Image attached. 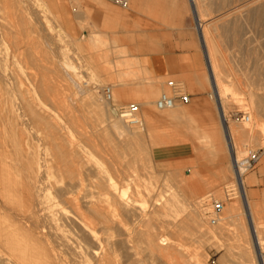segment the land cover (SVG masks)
I'll list each match as a JSON object with an SVG mask.
<instances>
[{
    "label": "bare ground",
    "instance_id": "6f19581e",
    "mask_svg": "<svg viewBox=\"0 0 264 264\" xmlns=\"http://www.w3.org/2000/svg\"><path fill=\"white\" fill-rule=\"evenodd\" d=\"M37 1L39 2L0 0V11L3 12V15L0 14V97L6 94L5 101L9 99L8 93L4 92V87H7L13 89L14 99L17 100L16 111L12 115L10 125L15 137L11 143L14 151L2 155L0 159V264H179V259L183 261L182 264H209L203 252L197 250L198 247L191 256L186 252L184 244L179 243L183 225L180 220L177 221L174 212L178 211H174L175 204L169 203L176 202L180 192L175 190L171 198H167L164 204L160 203V197H155L152 172L147 175L148 177L133 174L137 172L140 162L143 163L142 166L148 162L147 157H143L142 142L140 143L133 133L139 127L142 130L143 119L138 114L135 123L126 121L120 115L118 119L112 120L107 109L97 104L95 100L97 82L108 72L106 61L95 67L87 66L85 62L84 67L79 63L81 57L77 56L74 61V55L72 60L69 52L67 53L66 45L56 42L68 34L59 24L60 21L51 24L50 20H46L47 16L42 14L48 9L46 1L41 0L43 6L40 2L39 6ZM258 1L246 0L244 6L234 12L233 16L241 14L248 8L251 9ZM190 2L194 8L201 43L208 57V69L213 81L210 97L215 99L220 109L225 140L232 155L233 165V154L238 160L241 159L238 156L240 149L236 133L240 132L239 135L244 139L251 138L250 131L246 126H239L237 129L236 125H229L227 120L232 151L223 117L227 119L225 112L227 104L232 100L238 101L237 95L243 92L237 90V81L229 80L230 73L222 63L224 60L220 61L217 56L219 49L215 38L207 31L204 21H201V15L206 10L205 3L202 0ZM230 15L232 14H228ZM258 16L264 17V11H259ZM42 17L46 18L43 20ZM217 30L218 28L214 31L219 38L222 31L219 34ZM105 34L102 30H95L90 34L92 36L89 38V48L104 47L108 51L106 53L108 56L119 54L118 57L122 58L126 55L125 49L119 50L115 40L106 43ZM7 35L11 37L15 48L10 54L6 52L7 50L5 53L4 50L7 48L3 47ZM57 36L59 39H55ZM22 37H28L30 50H22L21 53L18 50L20 47L17 46L21 43ZM41 44L44 46L41 47L39 54L35 49L39 50ZM123 59L124 57L121 59L122 62L113 61L116 66L122 65V69L117 70V81L122 84L125 79L130 78L137 82V85L151 82L147 75L141 74V69L130 72L129 69L128 71L123 69V65H128ZM21 62L28 65V69L26 67L27 70L20 72L16 67ZM133 63L131 60L130 64ZM45 69L48 72H45ZM262 80L264 81V78ZM65 89L67 92L70 91L69 95L68 93L64 95ZM73 89L83 92L85 99L83 98L82 102L79 99L77 104L83 103L81 104L83 111L93 115L87 119L90 130L82 127L74 116L54 117L47 109L48 101L59 95L63 97L60 99L61 102L67 104ZM247 95L255 109L253 117H264L263 97L251 90ZM102 99L103 103H112L106 101L103 96ZM73 101L76 99L70 102L74 103ZM71 103H68L71 108L77 106L76 102L74 106ZM178 105L181 104L177 103L169 109H158L156 105L155 107L158 110H170ZM244 120L250 122V116L247 115V119ZM253 122V125L257 124V121ZM259 126L264 127V123ZM97 133L102 137L100 140L94 139ZM255 138L253 141L258 140ZM130 156L133 158H129ZM233 172L235 184L228 186L233 191L226 194V200L240 198L244 203V213L249 217L252 229L250 239L257 255L255 264H264L262 251L264 236L255 228L254 218L257 214L254 213L252 204L246 201L247 186L244 176L240 182L234 168ZM171 175L172 177H169L178 185L185 184V179L180 174L173 172ZM143 192L150 196L148 201L152 198L149 211H145L138 204L137 195ZM202 198H192L187 204L184 200L182 204L177 203L187 210L185 222L196 227L199 242L214 239L219 231L222 233V227L218 225V221L216 222V217L211 216L214 215L213 204L224 203V200L211 195ZM238 205L240 204L236 202L227 205L225 219L229 221L239 219ZM160 213L164 215V219L157 222L156 217ZM211 223H217L215 225L219 230L213 228L215 225L212 227ZM248 254L249 252L244 253V257L248 258ZM223 260L224 256L219 259L220 264H224Z\"/></svg>",
    "mask_w": 264,
    "mask_h": 264
},
{
    "label": "rangeland",
    "instance_id": "374dc122",
    "mask_svg": "<svg viewBox=\"0 0 264 264\" xmlns=\"http://www.w3.org/2000/svg\"><path fill=\"white\" fill-rule=\"evenodd\" d=\"M45 1L48 5V9L44 13L42 12L41 13L47 16V18L46 17H42V18L43 20L44 18H46V20H50L51 24L55 23V21L56 22L60 21L59 24H61V26L63 27L64 31L68 34V36H64L61 40L57 36L55 37V39H59L58 41L56 40L57 43L66 45L67 53L69 52L71 59L74 58V55H75L74 61H76L77 56L81 57L82 60H80L79 63L80 65L83 64L82 66L84 67H86L85 66L86 63L87 66L95 67L99 64H102V62L106 61L105 66L107 67L106 69L108 70V72L104 76V78L103 77L99 78L97 82V87H96L97 95L95 98L97 104L107 109L112 120L119 118L118 117L119 107H122L130 103H136L140 106L139 117L143 119L144 127H142V130L141 127L137 128V130L135 129L136 131L133 133L135 135V138L139 139L140 143L142 142L141 148L144 150L143 152L145 154V155L143 154V157L145 158L147 157L148 162L145 161L147 162L145 163L146 167L144 165L142 166L143 163L140 162V164H138L139 168L137 167L138 170L136 169L137 172H134L133 174L136 173L135 174L136 176L138 174H142L144 175V177H146L147 175L149 176L150 172H152L153 179L151 180L154 181L153 187L156 194L155 197L157 198L160 197L159 198L160 203L164 204V201L166 202L169 198H171L175 190H176L175 192L178 193L180 192V194L178 195V200H176V202L169 203V205L175 204L174 205L175 210L174 209L173 210L178 211L174 213L177 215V221L178 222L181 221L183 225L181 228L183 232L180 234L181 236H179V241L181 242L179 243H181L182 245L184 244V247H186V252H188L189 255L191 254L192 256L193 254H195L196 247H198L197 250L199 249L201 252H203L204 256H206L205 259L206 260L208 259L207 261L209 264H220L219 259L222 256H224V260H223L224 264H245V263L255 264L257 262L256 261L257 255L256 253H254L255 251L253 248L252 241L250 239V233H252L251 232L252 229L250 226L249 217L246 216L244 213V203H242L240 198H236L235 200L233 199L229 201L226 200L227 199L226 190L229 189L228 186H230L231 184H235L233 165H232V155H230V152L227 151L224 152L221 159L212 162L209 161L204 156H202L201 152L195 153L193 150V145L191 144L190 141H184L181 143H169L166 145L153 147L150 144V137L146 135L147 118L143 117L145 115L144 111L145 109H150L152 113L160 112L159 110L156 109L155 102L158 96L160 95V93L166 90L165 83L168 80L172 79L182 83L183 86L186 87L185 91L191 94L190 101L186 104H181V105L183 106L190 104L194 105L200 103L203 98L206 99L208 102H210L211 105L212 104L214 105L215 99L210 97V95L212 94L213 81L210 77V73L208 69V57L206 54V50H204L205 48H203L204 46L201 43L200 31L198 30V24L194 15V8L192 7V3L190 2V0H130L128 7H121L107 0L110 3V8L104 11H100L101 1L96 3L95 9H89V8L85 9L82 6L75 4L74 6L77 8L79 13L82 14V12L84 11L86 13L85 17L80 16L78 20L80 26V33L78 35H74L65 29L59 15L56 13V11L53 8L52 5L53 0H45ZM39 2L41 3V0H39ZM39 2L37 1V3ZM202 2L205 3L206 10L201 15V21L202 22L204 21V26L207 28V31L209 32L210 35H212L215 38L217 49H219L217 50L218 52L217 56L220 59V61L224 60L222 62L224 63L223 66H226V69L230 73L229 80L235 82L237 81L236 82V84L238 83L236 85L237 90H239V92L241 91L243 92V93L241 92L242 94L237 95V98L239 100L238 101L232 100L231 102H229L225 110V112H227L226 116H227V120H229V125H233V126L236 125L235 127L237 129L239 128V126H246L250 131L251 138L243 139L242 135L241 136L239 135L240 132L236 133L238 138L239 137L242 138V139L237 138L238 147L240 149L238 156L242 159V157L246 156L249 151L256 152L259 151L260 148L262 151L261 158L257 163L255 169H253L252 171H248L244 175V181L246 182V186L248 187L249 185L248 187L249 191L247 190V195L248 192H250L251 197H253L254 199L256 198L260 199L261 196L264 197V181L258 179L259 176L260 177L264 176V127L261 126L263 127L261 128L259 125L262 122L264 123V117L263 116L253 117L254 116L253 113L255 109L253 106H251L248 100L249 98L247 93L249 90H251L254 93H256L258 96L263 97L264 99V81L262 80V78H264V66H263L264 65V19H263L264 17L258 16L259 11L261 10L264 11V0H259L256 4L257 6L253 5L254 7H251L250 5L249 7H251V9L248 8L246 10L247 12L244 10L243 12H241V14L237 16H233L234 12H237V10L240 9V7L242 8L246 0H202ZM136 3H139V5H136ZM109 11H113V13L120 14V17L116 18L113 14L112 15L107 14ZM0 12H1L0 14L3 15V12L2 11ZM132 13L137 15L139 14V16H143L147 24H150L152 22L154 23L158 22L159 24L169 26L177 23L178 21H180L183 24L184 20H187V22L190 24L191 27L189 31L187 29L185 33V37L191 40L192 43L191 45L196 46L202 54V63L199 71L196 73H190L189 75H187L188 76L187 79L182 78L181 76H174V75H169L167 77L162 78L161 82L163 85L160 84L158 93L152 98H148L147 96L148 95L147 86L143 87L142 85H137L136 84L137 82L131 80L130 78L125 79L124 82H122V84L121 82H119V80L117 81L118 79L117 70L122 69L121 67L122 65L116 66L115 64H113V61L122 62L121 59L124 57L123 60H126L128 65L127 64H125V66L123 65V69L124 68L127 69V67L129 66V58L127 57L128 54L127 50L123 48L125 49L127 54L124 55L122 58L118 57L119 54H117V56L116 55L108 56L106 55L108 51L104 47H100L97 49L89 48V38L92 36L90 34H92L95 30H100V31L102 30L104 31V34L106 33L104 37L106 43L110 42L111 40H115L116 38L121 46L129 47V23H131L133 19ZM227 13L232 15L228 16ZM137 18L138 17H134V19ZM216 28H218L217 31H219V34L221 31H222L221 35L223 34L222 36L220 35L219 38L216 36V32L214 31L216 30ZM49 29L52 30L51 27H49ZM35 36L36 35H34V37ZM225 36H227L228 38ZM21 39H22L21 43L19 44V46H17L18 48L20 47L18 50L21 53L23 52L22 50L24 51L30 50V46H29L30 44L27 43L28 37H22ZM221 39L222 42L220 41ZM3 43H4L3 45L4 49L7 48L4 50V52L7 50L6 52L10 54L12 50L15 49L14 45L12 44L11 37H9L8 35L6 36V41H4ZM43 46L44 45L41 44L40 47L38 48L39 50L35 49V52L41 54V50H42L41 47ZM223 57H225V59H223ZM10 65L13 66L12 63H10ZM26 67L28 69V65H25L24 63L22 64L21 62L20 65L16 67V69L21 72L23 70L25 71ZM42 70H44V68ZM46 71L48 72V70L45 69V72ZM47 74L50 75V73ZM196 74H199L201 76L204 83V88H199L198 86H196L195 84ZM245 82L248 84H245ZM105 85H111L113 89V101L111 104L103 103L104 101L102 102L103 99H102L101 89ZM73 90L71 92L72 95L70 98L71 100L69 99L68 101L69 104L72 102V100L75 99L76 101L73 102L74 103L76 102V104L79 102L78 101L79 99L80 101L83 98L85 99L83 92L81 93V91H78L77 89H73ZM75 91L76 93L77 92L78 93L74 94ZM4 92L8 93L9 99L5 101L6 94L0 97V159L2 155H8L9 152L12 151L13 153L14 151L11 143L13 142L15 137L13 135V131L10 130V125L12 124V117H13L12 115L13 113H15L17 107L16 105L17 100L14 99L15 94L13 92V89L4 87ZM69 92L70 91L67 92V89H65L64 95H66V93H68L69 95L70 94ZM64 95L62 94V96ZM60 96L61 95H59L57 98H53L52 101L47 100L49 103L47 105L48 111L54 117L74 116L79 120V123L81 124L82 127H84L87 130H90L87 119L88 117H93V115L83 111V107H82L83 103H81L82 105L79 103L77 104V106H74V103H71L74 106V108L77 107L74 109L71 108L68 103L67 104L62 103L60 99L63 97ZM149 103H151V105H147ZM181 105H178V107H180ZM69 110L70 113L68 114ZM163 112H167V110H164ZM242 113H246V115L250 116V122L245 120L241 121L239 118H237L243 116ZM22 117H24V115ZM25 117L28 116L25 115ZM212 118H213V122L216 124L217 130H220L221 129L220 119L215 108L213 109ZM253 120L257 121V124L253 125L254 124ZM201 121L204 123L207 122L208 119L206 117H202ZM174 130L175 129H173V127L168 123H157L156 129L155 131H153V133L160 136H164L167 133H173ZM255 137H257L258 140H254L255 141L254 142L253 139H256ZM101 138L102 137L98 133L94 137V139L97 140H100ZM130 155L132 154L130 153ZM129 158L132 159L133 156H130ZM190 160H193L194 162H189ZM131 171L132 170H130V173ZM173 172L180 174L185 179V184L182 183L183 185L182 184L178 185L177 183H175L171 178L172 177L171 174H173ZM155 177L157 178V180ZM176 185L178 187H176ZM253 185H257V186L254 188ZM259 185H262L261 189L259 188ZM147 194L148 193L143 192L142 194L137 195V198H139L138 201L140 202V203L138 202V204L141 207H143L145 211L151 210L150 202L152 201V198H149L148 201L147 199L150 196ZM206 195H211L212 197H215L219 200H224L223 211L220 216L215 218L216 222L217 221L219 222V223L217 222L218 225L222 227V233L221 231H219L218 234L220 236L217 234L214 237V239H210L205 242H199L197 240L198 232L196 227H193L192 224L187 225L188 222L187 221L185 222V219L187 220L186 217L187 210L183 209L184 208L183 205L178 206V204L179 203L182 204L183 200L185 201V204H187V202H189V200H191L192 198L203 199L202 197H205ZM134 197L136 198V196ZM235 202L240 204L238 205V209H239L238 212L240 211L238 213L239 221L238 220L229 221L225 219V210L228 204ZM254 203H255V207H254L255 214H257L255 215L254 218L256 220L255 228H257V230L260 231L264 236V198H262V200H255ZM163 210L164 209H162L161 211L164 212ZM212 217L214 218L215 216L212 215L211 218ZM156 218H157V222H161L164 219V215L160 213L159 215H157ZM237 221L239 223L241 222L242 223L239 224ZM217 223L215 224L217 225ZM221 223L222 224L225 223V224H223L222 226ZM215 224L211 223V226L213 227ZM216 225L213 228L219 230ZM240 227H242L243 229ZM244 240H248V241H244ZM245 243L249 245L247 246ZM199 246H201L202 249ZM262 247H263L262 251L264 252V243ZM245 248L248 249L246 250ZM245 250L249 252L248 258L244 257V253H247ZM182 263L183 261L181 262V259H179V264Z\"/></svg>",
    "mask_w": 264,
    "mask_h": 264
},
{
    "label": "crops",
    "instance_id": "0c3cea01",
    "mask_svg": "<svg viewBox=\"0 0 264 264\" xmlns=\"http://www.w3.org/2000/svg\"><path fill=\"white\" fill-rule=\"evenodd\" d=\"M99 1H101L100 11L110 8V3L107 0H53L52 5L65 29L78 35L80 33L78 20L80 16L85 17L86 13L84 11L81 15L74 5H80L85 9H95V5ZM107 14H113L116 18L120 17V14L113 13V11H109ZM132 16L133 19L129 23V47L121 46L116 38L115 40L119 50L125 48L128 52V54L126 53L129 58L127 71L128 69L129 72L141 69V74L147 75L151 80L149 84L142 85L148 87V98H152L158 93L160 84L163 85L162 78L174 75L187 79V75L199 71L202 54L196 46L191 45V40L185 37L187 29L189 31L191 27L187 20H184L183 24L178 21L173 25L166 26L158 22L147 24L145 18L139 14L132 13ZM134 17L138 18L134 19ZM131 60L134 62L133 64H130ZM195 84L199 88H204L203 80L199 74H196ZM147 105H151V103ZM214 108L219 115L220 130H217L216 124L213 122ZM159 111L152 113L150 109H145L143 116L147 118L146 135L150 137V144L153 147L190 141L195 153L201 152L202 156L212 162L221 159L224 152H230L225 140L221 112L215 101L214 105H211L203 98L200 103L194 105L176 106L167 112ZM202 117H206L208 121L203 123ZM157 123H168L175 130L164 136L157 135L153 133ZM189 162L194 161L190 160ZM259 177V180L264 181V176ZM256 186L253 185L254 188ZM261 187L262 185H259L260 189ZM262 198L264 197L254 199L248 192L246 201L252 204L254 211V201L262 200Z\"/></svg>",
    "mask_w": 264,
    "mask_h": 264
},
{
    "label": "built area",
    "instance_id": "2783aa9c",
    "mask_svg": "<svg viewBox=\"0 0 264 264\" xmlns=\"http://www.w3.org/2000/svg\"><path fill=\"white\" fill-rule=\"evenodd\" d=\"M112 3L119 5L121 7H128L130 0H111ZM166 91H163L159 97L157 98L155 105L158 109H169L172 108L175 104H186L191 99V94L187 93L185 91V87L182 83L176 81V80H168L165 84ZM101 94L103 98L108 101H113V89L111 85H105L101 89ZM140 107L139 105L135 103H130L127 105H124L118 109V114L123 117L126 121L130 123L137 122L138 114H139ZM243 116L237 117L240 120L247 119L246 113H242ZM225 125H226V132L228 139L231 144L232 148V141L231 136L227 127V119L226 117H223ZM262 155L261 149L259 151H249L246 156H243L242 159L238 160L237 156L233 154V168L235 171V174L237 176V179L241 182L242 177L248 172L255 169L257 163L259 162ZM232 188L229 187L226 191L227 193L232 192ZM226 193V194H227ZM227 196V195H226ZM223 211V203L222 202H215L212 207V213L215 217H218L221 215ZM213 222H215V219H213Z\"/></svg>",
    "mask_w": 264,
    "mask_h": 264
}]
</instances>
